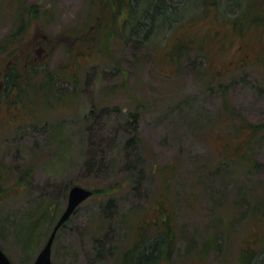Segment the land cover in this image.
<instances>
[{
	"label": "rangeland",
	"instance_id": "obj_1",
	"mask_svg": "<svg viewBox=\"0 0 264 264\" xmlns=\"http://www.w3.org/2000/svg\"><path fill=\"white\" fill-rule=\"evenodd\" d=\"M113 1L25 0L41 10L25 24L23 42L13 44L18 47L15 58L37 55L50 69L67 64L70 52L81 46L72 32L82 33L89 14L101 19L102 27L94 31L89 26L84 36L105 40L94 46L102 61L85 70L80 87L70 80L57 90L74 96L70 109L51 113L32 102L27 111L44 118L7 130L0 124L5 187L15 186L18 174L33 166L29 184L0 200V245L13 264H34L72 185L120 186L114 202L111 194L84 201L59 229L52 248L53 264H115L136 233L129 217L138 212L149 223L167 189L165 206L174 216L177 244L163 264H240L247 239L264 238V129L253 147L258 169L249 171L240 161L220 164L214 146L228 139L218 134L225 117L236 127L264 122L262 31L249 28L221 37L231 32L230 23L201 19V0H182L171 20L161 17L146 36L139 34L142 41L118 38ZM232 1L220 4L227 18L251 2L264 11V0ZM10 4L0 0V42L18 27ZM147 6V0L137 5L143 19ZM203 35L207 41L192 42ZM183 41L193 45L184 49L181 61L171 58L168 53L173 55V47ZM7 61H0L3 117L9 112L3 98ZM102 217L108 230L100 246L94 230Z\"/></svg>",
	"mask_w": 264,
	"mask_h": 264
},
{
	"label": "trees",
	"instance_id": "obj_2",
	"mask_svg": "<svg viewBox=\"0 0 264 264\" xmlns=\"http://www.w3.org/2000/svg\"><path fill=\"white\" fill-rule=\"evenodd\" d=\"M139 1L140 0L113 1V21L116 29V34L114 33L115 37L142 41L139 34L141 35L142 32L147 34V32L151 30V26L156 24L155 22H158L161 17H167V19L169 18V20H171L173 18L172 14H175V11L179 8V4L177 3L182 2V0H147L149 6L142 10L144 11L143 15L145 17L143 19L136 13ZM221 1L222 0H201L200 5L202 8L199 12V18L204 19L203 17H205L206 20L210 19L216 23H222L223 21L230 23L232 26L231 32H223L224 34L222 33L221 37H225L229 34L233 35L235 33H239L240 35L247 29L254 28L258 29L260 32L262 31L261 40L264 42V11L261 10L260 12V7L255 6V4L251 2L249 6L241 10L240 14L232 18H227L223 16L224 13L221 11ZM107 7H110L109 3H107ZM7 8H9V11L11 10L12 16H14L13 23L18 25V27L11 36H7L5 40L0 42V61L5 57V60H8L7 64H10L9 71L5 73L3 93V98L6 99L9 112L7 116L3 117L0 115V124L4 125V130H7L8 127L12 128V124H26L28 121V123H32L35 120L44 118L45 115L33 118V113L27 111L28 106L32 102H34V105L36 103L37 109L43 111L47 109L51 113L58 114L60 111L70 109L71 101L75 100L74 96L71 94L63 95L57 90H61V85L65 82H72V85H74L76 89L80 87L85 70L91 65H95L102 61L101 52L95 50L94 46L105 40L104 37H100L99 40L95 35H91L92 37H88L87 35L84 36L83 32H87L86 30L89 26H91V28L93 27L92 30L94 31L102 27V25H100L101 19L98 20L93 15L89 14L87 24H85L83 29L81 28L82 33L80 32L79 36H75L73 34L74 31L72 32L73 37H76L77 42L81 46L79 47V45H77L73 53L70 52L72 60L67 64H58L50 69L48 61L45 62L42 61V59L40 60L37 55H34L33 58L32 55L27 56L26 54H22L15 58L14 56H16L18 52V47L15 48L13 44L15 42L20 44L23 42L25 24L31 23V21L38 16V12L41 8L40 5L27 6L25 0H11V4ZM73 29H75V27L70 28V36H72L71 30ZM145 33L144 36H146ZM16 37L18 38L17 40ZM207 38L208 37L205 35L200 39L195 37V41L192 42L201 44L207 41ZM188 44L190 43L183 41L175 45L173 47V55H171L172 51H170L168 55L171 58H174L172 56L175 55V57L181 61L182 54L185 52L184 49L191 47ZM103 45H105V41ZM190 45L193 44L191 43ZM86 46H89V50H86ZM10 59L12 60L10 61ZM260 62L264 68V51L260 57ZM221 84L222 83H218V86L220 87ZM113 92L114 90H111L109 94ZM69 99H71L70 103ZM224 102L226 104V98ZM230 113L227 112V114ZM133 120L134 127L137 129L138 124L135 116ZM220 123V132H218V134L226 133L228 139L224 141L222 139L216 140V142L221 145L220 147H218V145L214 146L217 161H219L220 164L240 161L245 164L249 171L258 169L259 164L253 147L257 133L259 134V132L264 129V122L259 124L245 123L236 127L231 125L232 121H229V119L225 117ZM239 133H243L242 137L232 136ZM53 136L56 135L54 134L52 137ZM134 140L135 138H131L130 142ZM222 151H225V153H222ZM92 161L93 160L90 159L87 163L91 164ZM1 164L2 161H0V200L2 196L11 189H15L17 192L24 189L33 176V166L25 168L18 174L15 186L8 189L5 187L4 180L7 170L2 169L3 166L1 167ZM169 167L170 166L167 168ZM173 167L174 166L171 168L172 170ZM164 181L166 185L170 184L169 177L164 178ZM119 187L120 186L93 188V196L111 194L113 196H109V200L114 202L116 200L114 191H117ZM167 196L168 191L166 189L162 197L158 200L159 207L157 208V215L153 217L149 223H146L142 215L138 212L134 216L129 217L130 223H135L136 233L133 236L132 246L121 255L122 257H120L115 264H163L164 260L170 259L176 247L177 239L172 210L165 206L166 199L168 198ZM260 219L264 221V215L261 216ZM104 222L102 217L94 230L97 242L100 246L102 245L101 237L106 235V230H108L107 226L105 228ZM65 225L66 224H64V226ZM253 233L256 232L254 231ZM263 248L264 238L260 240L256 237H251L249 240L247 239L245 246L242 248L240 264H264ZM101 253H103L102 250L97 252V255L101 257Z\"/></svg>",
	"mask_w": 264,
	"mask_h": 264
},
{
	"label": "water",
	"instance_id": "obj_3",
	"mask_svg": "<svg viewBox=\"0 0 264 264\" xmlns=\"http://www.w3.org/2000/svg\"><path fill=\"white\" fill-rule=\"evenodd\" d=\"M93 194L90 188L73 185L69 192L68 203L54 225L47 241L38 253L34 264H52V247L58 230L71 217L76 208ZM0 264H13L8 254L0 246Z\"/></svg>",
	"mask_w": 264,
	"mask_h": 264
}]
</instances>
